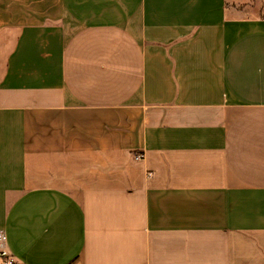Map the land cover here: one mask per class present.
<instances>
[{
  "label": "crops",
  "instance_id": "1",
  "mask_svg": "<svg viewBox=\"0 0 264 264\" xmlns=\"http://www.w3.org/2000/svg\"><path fill=\"white\" fill-rule=\"evenodd\" d=\"M0 226L23 264H264V0H0Z\"/></svg>",
  "mask_w": 264,
  "mask_h": 264
},
{
  "label": "built area",
  "instance_id": "2",
  "mask_svg": "<svg viewBox=\"0 0 264 264\" xmlns=\"http://www.w3.org/2000/svg\"><path fill=\"white\" fill-rule=\"evenodd\" d=\"M139 158V157H138ZM0 264H23L9 251L7 236L4 228L0 226Z\"/></svg>",
  "mask_w": 264,
  "mask_h": 264
},
{
  "label": "rangeland",
  "instance_id": "3",
  "mask_svg": "<svg viewBox=\"0 0 264 264\" xmlns=\"http://www.w3.org/2000/svg\"><path fill=\"white\" fill-rule=\"evenodd\" d=\"M247 3H248L247 5H259L256 1H248ZM135 158L136 159H141L142 158V154H140V153L139 154H136L135 155Z\"/></svg>",
  "mask_w": 264,
  "mask_h": 264
}]
</instances>
